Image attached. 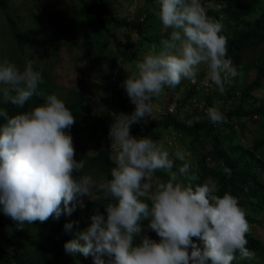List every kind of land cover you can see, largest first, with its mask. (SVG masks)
<instances>
[{
    "label": "clouds",
    "instance_id": "9594fccd",
    "mask_svg": "<svg viewBox=\"0 0 264 264\" xmlns=\"http://www.w3.org/2000/svg\"><path fill=\"white\" fill-rule=\"evenodd\" d=\"M156 2L159 9L154 14L170 33L158 49L154 47L135 63L123 82L135 108L131 114H113L108 133L115 165L111 179L97 186L91 175L83 174L85 161L75 159L73 138L66 131L75 124V117L55 94L15 115L0 109L4 121L0 123V212L17 230H24L25 224L71 215L96 188L108 201L106 217L96 210L90 225L63 245L68 255L92 256L94 264H233L237 254L241 260H252L256 253L247 247L246 237L258 218L248 222L235 196L217 194L213 178L194 183L198 176L191 173L183 149L175 151L182 165L173 171L175 161L159 141L130 133L133 124L152 118L153 100L165 87L175 88L182 80L195 82L201 65L207 69L204 84L211 82L220 94L237 75L227 58L223 25L207 15L201 0ZM35 63L29 59L21 70L8 59L0 61L5 102L23 108L36 94L44 81ZM223 114L216 107L207 109L214 125L226 122ZM158 171L169 178L159 179ZM223 171L231 175L227 167ZM253 201L263 210L261 202ZM145 220L159 242L142 235ZM72 227L65 224L64 231Z\"/></svg>",
    "mask_w": 264,
    "mask_h": 264
},
{
    "label": "rangeland",
    "instance_id": "374dc122",
    "mask_svg": "<svg viewBox=\"0 0 264 264\" xmlns=\"http://www.w3.org/2000/svg\"><path fill=\"white\" fill-rule=\"evenodd\" d=\"M117 17H125L127 21H140L146 14L159 8L156 0H99ZM218 0L211 3L212 6L218 5ZM82 4L76 0H3L0 5V61L8 59L15 63L21 70L24 69L27 60H35V70L42 74L43 83L38 85L37 94L52 95L55 94L62 101H71L78 94H83L87 98L90 106V114L101 118L103 123L107 125L113 121V114L125 113L131 114L135 106L123 87V82L127 76L135 70V63L142 60L143 56L154 47L158 49L160 41L167 39L170 33L169 29H165L159 21V27L155 25L152 29L144 31L143 36L149 37L150 42L141 40L140 35L133 28H124L113 25L109 20L107 24V40L106 46L100 48L95 47L92 36L93 30L85 25L79 7ZM92 9L101 12L100 6L96 7L90 3ZM208 4L205 3L204 8ZM260 7H264V0H261L259 7L255 10L254 15L260 11ZM72 10V23L68 25ZM8 15L16 24L18 32L22 40V50L17 46L12 32L6 21ZM80 32L76 33V29ZM119 38H114L112 43L110 34ZM59 36V37H58ZM66 37V38H63ZM129 39V40H128ZM131 41V47L125 46V43ZM128 51L134 52V56L121 53ZM206 66L201 65L198 71V79L195 82L182 80L181 84L175 88L165 87L164 92L157 98H154L153 104L155 109L153 116L145 117L138 124H133L130 129L131 135L134 137H150L154 141H159L161 145L169 152L170 158L175 161L173 171H178L182 162L175 157L177 148L183 149L186 154V161L191 165V173L197 175L196 167V150L190 144V138L177 133L170 127H149L145 130V134L140 136L136 131L143 130L144 124L158 120L162 116H177L181 121L190 122L205 114V100L210 98V107H216L227 114L235 109L238 104L240 89L251 82L254 69L239 71L235 76L236 94L233 98L225 100L223 95L216 89L215 85L209 82L204 84L206 75ZM189 84H193L195 94L189 96L181 103L185 96L186 89ZM5 86H0V91ZM244 107H248L252 101L253 104L264 103V78L261 80L259 88L250 92ZM172 108V112L168 108ZM230 120L233 117L230 116ZM250 120V121H249ZM255 126L259 128L256 119L245 118L236 127L232 128L234 132L230 145H239L246 147L250 143L251 138L258 135L257 130L254 132ZM82 122L75 119V124L69 131L75 148V159L80 161L85 156L93 155L97 150L103 147L104 136L103 130L97 124H88L85 130L80 131ZM223 132H227L221 127ZM242 133H245L242 135ZM208 147L206 145L204 150ZM109 150H111L109 146ZM109 158L113 160L112 150L109 152ZM209 162V161H207ZM211 164V163H210ZM251 171H257L251 167ZM83 174L91 175L93 180L98 184L105 180L101 172L94 168L83 169ZM260 180L264 181L262 172H258ZM79 175V173H74ZM156 177L161 180H167L168 174L157 172ZM210 175L206 174L202 177L203 183ZM182 179V178H181ZM97 196V189L92 190L91 198L83 197L85 200H94ZM252 200H254L252 198ZM72 206V205H70ZM261 207V204L259 205ZM84 206L76 205V210L80 216ZM96 210L101 214L104 212V205L94 208L91 213L83 217L86 222ZM255 218L259 223L250 224V234L257 236L264 241V210L256 209ZM259 213V214H258ZM256 220V219H255ZM88 226L83 227L78 232L85 230ZM4 230L7 231V228ZM77 232V233H78ZM75 233L74 235L76 236ZM73 237V239L75 238ZM151 239L159 242V237L154 232ZM2 235L0 234V245ZM139 243V239L136 240ZM255 258L246 263L247 260H241L237 254V259L233 264H264L262 250H255ZM89 260L94 262L92 256H88ZM107 261V257H103ZM61 264H81L72 256L69 262H61Z\"/></svg>",
    "mask_w": 264,
    "mask_h": 264
},
{
    "label": "trees",
    "instance_id": "16d2710c",
    "mask_svg": "<svg viewBox=\"0 0 264 264\" xmlns=\"http://www.w3.org/2000/svg\"><path fill=\"white\" fill-rule=\"evenodd\" d=\"M82 5L79 10L84 19V24L89 26L94 32L92 41L95 47L100 48L106 46L108 31L107 24L109 20L113 25L133 28L141 40L150 42L149 37L143 36L144 31L152 29L154 25L159 27V19L154 14L159 8L146 14L140 21H127L125 17H117L99 0H76ZM215 0H201L207 15L217 20L223 25L221 35L227 38V58H230L236 72L254 69L251 82L244 85L239 91L238 104L235 109L231 110L225 116L226 122L213 124L208 119L207 109L210 108V98L205 100V114L190 122L181 121L176 115L171 117L162 116L158 120L150 121L143 126V130L136 131L138 135L143 136L145 130L149 127H170L179 134L190 138L189 142L196 150V167L198 180L194 183L203 184L202 177L206 174L210 175L218 184V195L221 197L225 192L235 196L242 208L246 210L247 220L252 223L255 221V210L257 204L252 198L261 202L264 207V181L260 180L258 172H262L264 176V103L253 104L251 101L248 107H244L250 92L261 85L264 78V7H260V11L254 15L255 10L259 7L261 0H218L217 6L211 3ZM217 1V0H216ZM90 3L96 7L100 6L101 12L92 9ZM3 5V0H0ZM71 16L68 25L72 23V10L69 11ZM8 27L12 32L13 38L22 50V40L18 32V28L14 21L6 15ZM80 30L77 28L76 33ZM59 37V36H58ZM112 43L114 38H119L110 34ZM66 38V37H63ZM129 40V39H128ZM114 48L116 49L115 42ZM133 42L128 41L125 46L131 47ZM125 55L134 56V52H122ZM198 76L196 77V81ZM235 77L230 78V83H226V91L223 95L225 100L231 99L236 94ZM15 95V93H11ZM195 94L193 84H189L186 89L185 96L181 103L189 96ZM48 95L35 94L28 100L23 108L13 105L10 101L5 102L3 90L0 91V109L8 111L9 115H15L28 111L30 108L39 104H43ZM66 106L73 112L75 119L82 122L80 131L85 130L88 124H97L103 130L104 143L103 147L97 150L91 156H85V168H94L103 174L105 179H111L110 170L114 167V161L109 158V140L108 133L110 125H105L100 117L90 114V106L87 98L83 94H78L71 101H64ZM220 112L222 110H219ZM230 116L233 120H230ZM243 118L242 120H238ZM245 118L256 119L259 128L255 126L254 132L257 130L258 135L251 138L250 143L246 147L239 145H230V139L233 135L232 128L236 127ZM250 121V120H249ZM0 118V123H3ZM224 127L227 132H223L220 128ZM245 133H242L244 135ZM208 147L204 150V147ZM209 161V162H207ZM211 163V164H210ZM227 167L231 170V175L224 173L223 169ZM251 167L257 169L251 171ZM108 201L103 199V193L97 191L94 200H85L84 208L80 216L76 210L71 215L62 213L57 219L55 216L49 218L44 223L36 222L35 224H25L24 230H17L16 224L8 217L0 212V234L2 241L0 245V264H61V262L69 261L72 256L64 251L63 245L73 239L74 234L85 226H89L91 220L83 221V217L92 212L94 208H98ZM71 207V206H70ZM264 210V208H263ZM72 223L73 227L70 232L64 231V225ZM148 221H142V235L152 237L154 231L148 227ZM7 228V231L4 230ZM247 247L253 251L262 250L264 258V241L250 233L247 235ZM139 239V238H138ZM193 242L203 248L201 241ZM75 260L81 264H94L92 260L82 255H74ZM246 263H250L247 260Z\"/></svg>",
    "mask_w": 264,
    "mask_h": 264
},
{
    "label": "built area",
    "instance_id": "2783aa9c",
    "mask_svg": "<svg viewBox=\"0 0 264 264\" xmlns=\"http://www.w3.org/2000/svg\"><path fill=\"white\" fill-rule=\"evenodd\" d=\"M168 111H169V112H171V111H172V108H171V107H170V108H168Z\"/></svg>",
    "mask_w": 264,
    "mask_h": 264
},
{
    "label": "crops",
    "instance_id": "0c3cea01",
    "mask_svg": "<svg viewBox=\"0 0 264 264\" xmlns=\"http://www.w3.org/2000/svg\"><path fill=\"white\" fill-rule=\"evenodd\" d=\"M256 221H259V220H256ZM255 223V222H254Z\"/></svg>",
    "mask_w": 264,
    "mask_h": 264
}]
</instances>
